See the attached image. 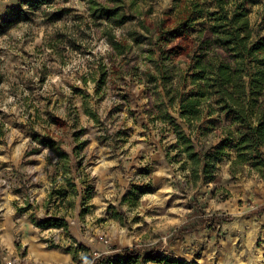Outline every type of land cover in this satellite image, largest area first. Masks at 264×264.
Here are the masks:
<instances>
[{
  "label": "rangeland",
  "instance_id": "374dc122",
  "mask_svg": "<svg viewBox=\"0 0 264 264\" xmlns=\"http://www.w3.org/2000/svg\"><path fill=\"white\" fill-rule=\"evenodd\" d=\"M89 1L0 0V264H92L124 250L140 252L129 264H248L260 250L264 264V174L232 168L237 125L223 113L194 125L198 151L225 146L213 180L194 183L175 150L174 125L190 135L179 103L149 76L183 30L208 28L215 0H122L123 26L95 20ZM251 2L264 35V0ZM196 5L197 21L160 33ZM110 35L127 39L124 55ZM186 61L169 66L181 95L193 90ZM197 207L222 219L182 233Z\"/></svg>",
  "mask_w": 264,
  "mask_h": 264
},
{
  "label": "trees",
  "instance_id": "16d2710c",
  "mask_svg": "<svg viewBox=\"0 0 264 264\" xmlns=\"http://www.w3.org/2000/svg\"><path fill=\"white\" fill-rule=\"evenodd\" d=\"M214 2L217 11L210 15L208 28L200 30L195 37L183 30L177 44L159 50V62L155 66L157 76L149 72L156 85L158 79L161 80L169 106L179 103V117L188 127L190 135L180 125H174L177 141L175 150L185 156L182 165L184 168L189 166L194 183L201 178L208 182L213 180V158L217 159L224 152L225 146L215 152L198 151L192 139L194 125L200 123L206 115L216 113L227 114L238 127L236 132L227 131L236 152L232 168L248 165L252 170L264 174V35L251 24L247 10L251 0ZM88 4L89 14L95 20H105L117 26H123L129 21L121 8L122 0H90ZM193 8L180 10L175 17L167 15L166 20L159 25L165 31L160 33L168 32L167 28L171 25H191L197 21L196 15L202 11L199 5ZM109 45L116 55H124L130 48L126 38L113 35L109 36ZM150 55L154 53L150 52ZM179 58L187 59L186 70H178L184 74L181 81L189 80L193 87L187 95H181L180 82L173 83V70L177 68L169 67ZM61 158L65 161L64 171L68 173L69 157L61 154ZM67 183L71 182L67 180ZM70 185L75 191V186ZM57 194L61 199L66 197L64 188ZM89 199L90 196L84 202ZM87 211L85 207L84 213ZM193 215L199 218V224L182 233L196 231L211 221L222 219L206 215L198 207ZM48 225L68 227L63 220H48L42 226ZM138 257L140 252L124 250L120 258L102 255L92 264H129Z\"/></svg>",
  "mask_w": 264,
  "mask_h": 264
},
{
  "label": "bare ground",
  "instance_id": "6f19581e",
  "mask_svg": "<svg viewBox=\"0 0 264 264\" xmlns=\"http://www.w3.org/2000/svg\"><path fill=\"white\" fill-rule=\"evenodd\" d=\"M258 253L261 255L260 258L258 260H255V261H250L248 264H261L263 261H262V252L260 250H258Z\"/></svg>",
  "mask_w": 264,
  "mask_h": 264
},
{
  "label": "built area",
  "instance_id": "2783aa9c",
  "mask_svg": "<svg viewBox=\"0 0 264 264\" xmlns=\"http://www.w3.org/2000/svg\"><path fill=\"white\" fill-rule=\"evenodd\" d=\"M11 264V263H10Z\"/></svg>",
  "mask_w": 264,
  "mask_h": 264
}]
</instances>
